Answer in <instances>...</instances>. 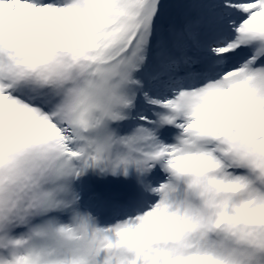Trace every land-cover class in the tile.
<instances>
[{
	"label": "snow or ice",
	"instance_id": "obj_1",
	"mask_svg": "<svg viewBox=\"0 0 264 264\" xmlns=\"http://www.w3.org/2000/svg\"><path fill=\"white\" fill-rule=\"evenodd\" d=\"M0 264H264V0H0Z\"/></svg>",
	"mask_w": 264,
	"mask_h": 264
},
{
	"label": "rangeland",
	"instance_id": "obj_2",
	"mask_svg": "<svg viewBox=\"0 0 264 264\" xmlns=\"http://www.w3.org/2000/svg\"><path fill=\"white\" fill-rule=\"evenodd\" d=\"M122 178L112 176H92L91 183L94 189L102 194L120 190ZM105 183L104 185H102ZM112 184H116V189L111 188Z\"/></svg>",
	"mask_w": 264,
	"mask_h": 264
},
{
	"label": "clouds",
	"instance_id": "obj_3",
	"mask_svg": "<svg viewBox=\"0 0 264 264\" xmlns=\"http://www.w3.org/2000/svg\"><path fill=\"white\" fill-rule=\"evenodd\" d=\"M204 210L206 212H211L212 211V203L211 201H204Z\"/></svg>",
	"mask_w": 264,
	"mask_h": 264
}]
</instances>
